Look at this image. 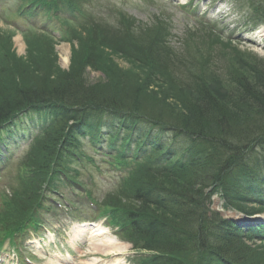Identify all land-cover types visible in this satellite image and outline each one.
<instances>
[{"label":"trees","instance_id":"obj_1","mask_svg":"<svg viewBox=\"0 0 264 264\" xmlns=\"http://www.w3.org/2000/svg\"><path fill=\"white\" fill-rule=\"evenodd\" d=\"M232 1L254 29L264 24V0ZM23 12L60 22L73 56L64 71L54 38L34 30L23 33L26 57H16L7 52L15 30L0 31V149L24 119L46 131L19 164L12 197H0V240L22 231L46 182L73 164L65 151L107 140V150L135 151V172L106 199L104 214L134 249L151 253L148 264H264V245L251 243L264 224L245 228L211 210L218 194L227 210L264 213V66L231 45L223 48L234 52L232 66L212 65L224 39L199 27L198 38L189 30L174 47L165 16L151 28L127 13L115 24L96 21L85 0H27L17 9ZM118 57L131 64L129 73ZM89 67L105 78L89 84Z\"/></svg>","mask_w":264,"mask_h":264},{"label":"rangeland","instance_id":"obj_2","mask_svg":"<svg viewBox=\"0 0 264 264\" xmlns=\"http://www.w3.org/2000/svg\"><path fill=\"white\" fill-rule=\"evenodd\" d=\"M92 3L88 4V14L93 16L96 21H100L101 19L105 20L106 22H112L113 24L116 23V19L120 16V14H131L137 19L136 25L138 27L144 25L147 28H151L154 25V17L158 18H163L165 16L166 18L170 19V27L172 28V35H173V42H171L174 47H179L181 45V41L183 38L189 34V29L191 30V34H195L196 32L193 31L190 27L194 26L197 21L201 22L198 15L200 14H208V19L205 21L206 23L209 22L210 24L216 25L218 28H220L224 33L222 34L223 37H225V40H222L223 44H218L219 50L217 52H213L212 54V65H219V63L223 66V69H225L223 64V60H227V66L230 68L232 66L231 60H235L234 52H231L230 55H227V53L224 51L225 48H223V45H231L232 47L236 48V53L240 55L241 58L245 59H257L260 62L261 66H264V27L262 26L260 30L256 32H250L251 28L253 27L252 25L249 24L248 20L246 18H242V15H240L239 7L240 5L236 6L234 3H232L230 0H194V3L191 4L189 7H185L184 11H181L180 9L175 6V4L171 5L167 3L165 0H91ZM92 5V6H91ZM91 6V7H90ZM239 9V10H238ZM228 10H231L230 12ZM246 10V9H245ZM115 11H119V14H115ZM222 13L228 14L233 13V17L235 18V21L233 18H228V20L225 21V19L222 21L224 15ZM192 14L195 19L190 18L188 15ZM240 18V19H239ZM3 28L5 30H8L6 25L2 22H0V29ZM13 27L9 26V30L12 29ZM8 34V33H7ZM64 36V35H63ZM200 35H196L198 38ZM62 37V36H59ZM59 37H55L54 41L56 42V50L55 53L59 55L58 58V65L61 69H65L68 72V68L71 65V58H72V46L73 44L69 41V39L62 40ZM229 38L232 40L227 42ZM13 39V38H12ZM202 39V38H200ZM72 41V40H71ZM14 45H10L12 49L15 51L16 57H24L25 54V43L23 40L22 35H17L13 39ZM75 46H77V42H73ZM210 48V44L208 46H203V49L208 50ZM66 49V51H65ZM217 49V48H216ZM69 51L70 58L66 62L65 61V52ZM64 52V53H63ZM226 54V55H225ZM116 59V58H115ZM118 60H116L117 63L121 66L120 68L123 69V71H127L128 73L130 71V63L128 60L124 57H118ZM203 61H207V54L204 55ZM217 61L214 62L213 61ZM202 61V62H203ZM227 70V69H225ZM225 70L223 72H220L221 74L225 73ZM122 71V72H123ZM123 74V73H119ZM86 80L88 81L89 84H97L99 81L103 79V75L101 73H96L92 71H88L86 73ZM223 76V75H222ZM151 90V88H148ZM148 89H145L146 91H150ZM155 91V90H154ZM152 91L148 93L149 95H156ZM161 91V89L159 90ZM28 143V142H27ZM29 146L28 144H17V146L11 147V149H15V153H13V156L7 163L5 164V167L3 164H0L1 172H0V195L4 191L5 186L11 187L13 185L11 182L15 180V175H16V169H17V164L18 162L23 158L25 152L27 151ZM17 147H19L17 149ZM10 151V150H9ZM4 167V168H3ZM105 173L104 175L97 172L96 170H89L88 172H84L85 174L82 175V182L85 184H88L90 186V191H92V194H94V197L98 201L101 199L105 198L107 195V192L110 190H113L116 186V180H110V177L114 174L111 171H108L107 169L103 170ZM121 173H118V175ZM6 190V189H5ZM70 190H65L61 191V194L65 197L62 198V200H59L62 204H65V199H68L71 203H80L82 206V209L85 207H88L89 209L92 207V205L87 204L85 201V198H81L78 196H73L72 198L68 195ZM215 199V198H214ZM86 206H85V205ZM213 210H216L218 208V200L216 202L214 201L213 205ZM86 212H88V209L85 208ZM57 211H52V213L47 214V215H41V220L42 222H46L49 225H52L54 229H56V233L60 234L65 239H69L71 242L73 240H77V238L80 237V233L78 230L75 228L78 225H74L75 223H79L80 225H85L88 224L86 221L83 223V221H76L75 218L70 214V212L63 211L61 213H56ZM81 212L79 214H81ZM234 213L232 212H226L225 216H232L236 221H241V218L238 216L233 215ZM89 217L90 213L85 214ZM84 215V216H85ZM74 219V220H73ZM264 219V216L263 218ZM261 220V219H260ZM60 223V226H57L56 223ZM74 225V226H73ZM73 226V227H72ZM104 228H108L106 226H103ZM109 232L111 235H116L115 231L112 230L111 228H108ZM107 231V230H106ZM61 238V237H60ZM83 239L84 245L79 243L78 245L84 249L83 253V259L81 260V264H94L96 262V259L91 257V254L94 255H101L104 253V255H107L106 252L104 251L98 252L93 249L94 244H104L106 239L104 237H97V240H87L84 237L81 238ZM70 242V243H71ZM35 243V241H34ZM118 243H120L118 246H116L120 250H127L130 251L131 248L129 247H122L126 246L123 243L120 242V239H118ZM38 245V243H37ZM254 245H260L254 243ZM263 245V244H262ZM26 246L31 248V251L36 253V245H32L30 243H26ZM67 246V244H65ZM97 248V247H96ZM119 250V251H120ZM125 252V251H124ZM39 257L43 258V253L38 252L37 253ZM53 256H56L57 251L54 250L51 252ZM46 258L43 261L37 260L36 262L38 264H51L49 263L50 257H44ZM55 258V257H54ZM104 258V257H103ZM129 259L128 264H136L135 258L133 255H130L128 257ZM101 259L98 258V261ZM54 261V259H53ZM98 263V262H96ZM58 264V263H55Z\"/></svg>","mask_w":264,"mask_h":264},{"label":"bare ground","instance_id":"obj_3","mask_svg":"<svg viewBox=\"0 0 264 264\" xmlns=\"http://www.w3.org/2000/svg\"><path fill=\"white\" fill-rule=\"evenodd\" d=\"M263 35H264V32H263ZM66 51V49H65ZM64 53V52H63ZM65 61L67 62L70 58V54H69V51L67 50V52H65ZM215 198V199H214ZM212 199L216 202V200H218V208H216V211H219L222 215H225L226 212H227V209L224 205V200H222V198L220 197V195L218 194H214V196L212 197ZM92 232L90 233V237L95 239L97 238V236H100L103 234L101 228H96V232H94L93 230H91ZM107 243H109L110 245H115L113 242H114V239L110 236H107Z\"/></svg>","mask_w":264,"mask_h":264}]
</instances>
